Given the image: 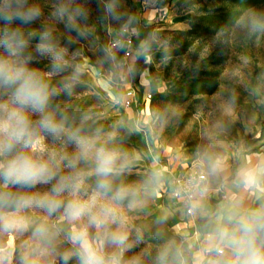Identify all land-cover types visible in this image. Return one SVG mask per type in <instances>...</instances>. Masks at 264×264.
Masks as SVG:
<instances>
[{
    "label": "clouds",
    "instance_id": "1",
    "mask_svg": "<svg viewBox=\"0 0 264 264\" xmlns=\"http://www.w3.org/2000/svg\"><path fill=\"white\" fill-rule=\"evenodd\" d=\"M116 8V0L103 3L105 14L113 19L120 18ZM41 16L32 0H0V264H40L41 257L56 252L61 240L70 248L58 253L60 264L73 259L76 264H124V252L143 240V231L137 229L130 242L124 209L142 207L166 190L185 215L202 222L201 252L193 255L191 239L185 234L165 240L154 264H201L200 255L205 253L211 254L209 264H264V162L244 165L229 176L222 156L205 154L186 178L170 179L164 169L154 167L139 183H125L123 177L133 164L117 145L115 132L92 128L86 118L77 124L54 103L62 93L72 95L82 68L74 63L76 54L69 56L67 47L60 45L52 28L28 30ZM52 16L78 38L90 35L80 24L87 21L89 12L76 0H60ZM127 32L125 23L121 34ZM113 47L126 50L127 43L117 40ZM102 51L114 72L124 71L112 48ZM147 52V44L142 43L136 57ZM43 59L49 62L46 73L32 67ZM133 73L128 69V74ZM53 76L62 79L53 84ZM46 137L58 141L61 150H37ZM67 145L73 146L72 153L64 150ZM93 178L89 191L86 181ZM37 185L51 188L43 193L12 191ZM233 190H259L261 195L253 204L232 195L216 205L210 203L213 192ZM32 211H43L45 218L32 219ZM169 215L163 210L155 221L161 226L159 239ZM51 217L56 220L49 222ZM29 232L28 240L19 245L11 239Z\"/></svg>",
    "mask_w": 264,
    "mask_h": 264
},
{
    "label": "rangeland",
    "instance_id": "2",
    "mask_svg": "<svg viewBox=\"0 0 264 264\" xmlns=\"http://www.w3.org/2000/svg\"><path fill=\"white\" fill-rule=\"evenodd\" d=\"M32 2L40 7L42 16L28 30L52 28L60 45L67 47L69 56L76 54L74 63L82 68L80 82L72 95L62 93L54 103L65 109L77 124L86 118V124L92 128L115 132L117 145L129 154L133 164L123 177L125 183H139L154 167L164 169L168 177L191 167L197 169L200 157L205 154L220 155L233 165L249 152H264V0H240L230 6L228 11L235 12L230 25L213 38L196 42L202 46L196 50V63L191 61L193 49L172 60L147 55L146 68L139 71L135 62L140 45L146 43L148 50L174 48L169 45L171 32L190 28L194 10L179 11L178 0H116L120 18L113 19L103 10V3L108 0L103 3L76 0L77 5L89 12L87 21L80 24L90 35L81 39L52 16L60 0ZM198 6L196 3L193 8ZM125 23L133 42L128 59L123 57L124 50L112 45L123 40L121 28ZM258 23L260 26L254 27ZM69 40L74 42L69 44ZM105 47L115 52L116 59L124 65L123 72H114L113 66L105 61L102 51ZM213 51L224 57L217 67V88L211 95L186 96L180 88L190 81L203 54ZM48 64L43 59L32 67L46 73ZM128 69L134 73L128 74ZM167 73L170 81L163 77ZM117 74L122 78L118 79ZM61 79L62 76H53L52 83L58 84ZM128 92L132 93L129 103ZM36 148L59 152L62 145L46 137ZM64 150L72 153L74 148L67 145ZM86 184L91 191L94 178ZM50 188L51 185H37L12 191L43 193ZM166 193L167 190L163 191L159 198L137 209H124L130 242L135 240L137 229L143 231L142 242L133 243L124 252V264L136 259L140 264H154L165 240L182 236L168 219L163 225V239L157 238L161 226L155 221L163 210L169 212L171 208ZM29 215L34 220L45 218L43 211H32ZM55 220L56 217L49 218V222ZM29 236L30 232L11 239L19 245ZM69 248L67 242L58 241L56 252L41 257L40 264H60L58 253ZM70 264H76L75 260Z\"/></svg>",
    "mask_w": 264,
    "mask_h": 264
},
{
    "label": "trees",
    "instance_id": "3",
    "mask_svg": "<svg viewBox=\"0 0 264 264\" xmlns=\"http://www.w3.org/2000/svg\"><path fill=\"white\" fill-rule=\"evenodd\" d=\"M240 0H178L179 11L194 10L192 24L186 30H175L171 32L169 45L174 48L170 50H148L147 55L152 58L172 60L175 56H181L188 50L193 49L191 61H197V48L202 49L198 40L213 38L219 31L230 25L235 12H229L228 8ZM199 3L197 8H193ZM210 5V6H208ZM36 40H33L35 43ZM146 55V56H147ZM136 58V71L146 68L145 57ZM224 57L222 53L215 51L203 54L198 64L194 66L193 76L190 81L180 88L186 96L211 95L218 86L219 72L217 67L221 65ZM171 63V62H170ZM169 65L167 66V70ZM166 81L171 80L169 73L163 76Z\"/></svg>",
    "mask_w": 264,
    "mask_h": 264
},
{
    "label": "crops",
    "instance_id": "4",
    "mask_svg": "<svg viewBox=\"0 0 264 264\" xmlns=\"http://www.w3.org/2000/svg\"><path fill=\"white\" fill-rule=\"evenodd\" d=\"M264 162V152H249L248 154L243 155L237 163L228 164L227 174L231 176L238 168L244 165L256 166L257 164ZM189 170H197L194 167L189 168ZM226 195H232L243 200L246 204H253L254 200L259 199L260 193L259 190L256 192H242L233 190L230 193L227 192H213L210 197V203L216 205L221 202ZM166 198L171 202V208L169 210V220L177 228V231L181 235L187 234L191 239V247L193 255L200 253V242L202 239L200 226V220H192L187 215L184 214L179 209V206L176 202L169 198V195L166 193ZM211 259V254L205 253L200 255L201 264H209Z\"/></svg>",
    "mask_w": 264,
    "mask_h": 264
},
{
    "label": "built area",
    "instance_id": "5",
    "mask_svg": "<svg viewBox=\"0 0 264 264\" xmlns=\"http://www.w3.org/2000/svg\"><path fill=\"white\" fill-rule=\"evenodd\" d=\"M123 40H125L126 43H127V49L123 51V57L125 59H128V58L131 57V47H132V44H133V42H132V34L129 32V30H128V32L126 34L123 35ZM114 43L112 45H114ZM127 96H129V99L126 102L129 103L131 101L130 99L132 97V93L128 92ZM195 171L196 170H186L184 172H177V173L174 172V173L170 174L169 178L170 179L179 180V179L188 177L189 175L193 174ZM167 194H168V191H167Z\"/></svg>",
    "mask_w": 264,
    "mask_h": 264
}]
</instances>
